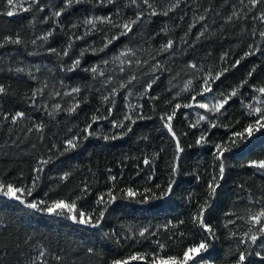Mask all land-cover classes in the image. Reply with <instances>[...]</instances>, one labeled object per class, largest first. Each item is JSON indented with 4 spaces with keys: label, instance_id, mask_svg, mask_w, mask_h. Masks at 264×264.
I'll return each mask as SVG.
<instances>
[{
    "label": "trees",
    "instance_id": "trees-1",
    "mask_svg": "<svg viewBox=\"0 0 264 264\" xmlns=\"http://www.w3.org/2000/svg\"><path fill=\"white\" fill-rule=\"evenodd\" d=\"M17 3L29 7L31 0ZM150 3L152 8L144 0H82L55 17L65 0H38L30 11L18 9L8 17L7 2L0 0V43L5 36L21 40L0 48V86L5 89L0 93V180L33 189L30 196L24 193L26 202L75 201L77 217L80 211L94 213L95 222L103 207L97 206V198L109 188L118 195L129 187L139 192L148 187L158 194L155 185L166 186L175 150L161 116L171 113L177 103H189L193 96L211 106L221 93L228 94L241 81L249 80L219 114L195 104L177 111L172 123L184 151L173 193L165 199L138 204L120 198L109 206L99 226L91 227L74 223L67 212L48 215L0 196V264H111L134 252L177 256L201 239H208L211 247L197 258L198 264H235L242 250L249 253L245 264H264L256 255L264 256V238L251 248L240 244L249 228L247 216L264 206V170L245 166L250 160L264 158V134H257L227 156L225 178L206 214L214 236L209 238L191 220L205 197L206 181L216 171L214 145L254 119L246 115L248 105L264 108V103L253 99L258 95L253 86H264V38L259 35L264 24L254 19L264 11V2L251 11L248 0ZM173 4L178 6L168 11ZM153 9L158 13L155 16L150 15ZM137 15L140 19L133 30L120 36L118 26ZM97 17H111L117 27L97 22L93 30L84 23ZM49 32L52 35L45 41ZM113 35L119 39L105 48ZM169 40L173 45L164 50ZM249 51L254 54L241 59ZM77 58L80 65L69 71ZM237 60L240 64L231 67ZM193 64L195 68L190 67ZM93 67L97 68L95 74ZM224 68L228 71L212 84L213 91L197 95L204 78L209 73L214 77ZM249 72H253L250 78ZM148 84L152 88L145 92ZM73 88L80 92L72 93ZM76 104V111L69 113ZM16 112L24 116L13 123L10 117ZM126 114L150 119H137L131 131L113 128V122L124 121ZM93 115L100 117L95 123ZM200 115L208 116L218 127L209 128L208 121L190 127ZM90 123L91 135L83 131ZM121 132L126 134L103 139ZM202 132H207L208 142L196 146ZM70 139L78 147L65 151ZM145 157L152 161L148 166L143 163ZM41 160L49 163L41 165ZM37 167H43V172H35ZM143 229L148 231L141 237ZM157 241L165 246L163 250ZM41 252L44 256L38 260Z\"/></svg>",
    "mask_w": 264,
    "mask_h": 264
},
{
    "label": "snow or ice",
    "instance_id": "snow-or-ice-1",
    "mask_svg": "<svg viewBox=\"0 0 264 264\" xmlns=\"http://www.w3.org/2000/svg\"><path fill=\"white\" fill-rule=\"evenodd\" d=\"M7 6L10 10L6 12V15L8 17H12L17 13V10L21 11H30L32 5H36L38 3V0H31V4L29 7H23L21 3H17V0H6ZM26 2V0H25ZM82 0H65V6L61 8L59 11H56L54 13L55 17H60L64 11L67 10L68 7L72 6L73 3H81ZM108 3H112L113 0H107ZM135 2V0H133ZM264 0H248V3L251 5V9L257 8ZM144 3L149 7L152 8V4L150 3V0H144ZM178 4H173L168 11H172L174 8H176ZM43 10V9H41ZM158 13L153 9L150 13V15H157ZM168 12H164L163 15H167ZM235 14V13H234ZM140 19V16L137 15L135 19L128 20L127 22L119 25L118 27L122 29L120 32V36L127 35L133 30V25L137 23V21ZM201 20L204 19L203 16L200 17ZM254 19L259 20L262 24H264V11H261L258 16H255ZM97 22L99 23H108L111 24L113 27H117L111 19V17H97V18H91L84 21L86 25L91 26V28L94 30L96 28ZM76 27V25H74ZM191 27V26H190ZM52 33L49 32L47 35L43 37V39L46 41L49 36H51ZM203 35V33H201ZM259 35L261 38H264V31H260ZM82 38V37H78ZM119 39L118 36L113 35L111 38H108L106 43L104 44V47L107 48L113 41ZM21 40L19 36L16 38H13L11 36H5L3 38V43H0V48L5 47L6 44H20ZM173 42L171 40L168 41L166 45L163 46L164 50H168L172 47ZM251 48V45L249 46ZM103 51V49H100ZM51 52H55V49H50ZM254 52H245L244 57L241 59L253 55ZM64 55H68L67 51L64 52ZM84 55V52L82 51L80 53V56L82 57ZM121 56L125 55V53H121ZM119 59V57H117ZM223 59V57H222ZM240 60H237L231 67L235 68L240 64ZM107 63V61H105ZM80 65V59L77 58L73 60L72 62V68L69 69V71L75 70ZM190 67L195 68L196 66L190 65ZM18 71H22V69H18ZM228 69L224 68L222 71L217 72L215 76L213 77L211 73L208 74L203 80V86L202 91L197 93L199 96H205V94L211 93L213 91L212 84L215 83L216 80H218L225 72H227ZM254 71V70H253ZM92 73L97 72V68L93 67L91 68ZM253 75V72L248 73V77L250 78ZM209 77H212L209 79ZM249 83L248 79H245L241 81V84L234 88L231 92L228 94L221 93L220 97L216 98V102L213 103L211 106L207 103L199 102L196 99V96H193L191 98V101L189 103H185L184 105L181 104H175L173 107L171 113H165L161 116V121L163 124V128L167 130V133L170 135L172 141L175 142V150L173 154V159L170 164V173H169V180L167 181L166 186H162L160 184H156L155 187L157 190H159L158 194L157 192L153 191L152 188H144L143 192L135 191L132 188H126L121 190V194L118 195L113 192L112 188H109L107 193L101 194L96 201L97 206L103 205V207L99 208V216L98 218H95L94 222V213H85L84 211L79 212V216L77 217L76 213V203L75 201L68 203L63 199L54 200L51 203H48L45 200L35 201L32 202H26L23 198L24 193L26 192L27 195H31L33 189L28 188H21L16 187L12 183H4L2 180H0V196L7 197L10 200H17L21 204H23L26 208L32 209L36 212H44L48 215H56L61 216L65 212L69 213L70 215L67 217L71 219L74 223L82 224V225H88L91 227H98L100 220H102L105 216L106 211L108 210L109 206L112 205L114 202H116L120 198H125L128 200H134L138 204H148L151 201L154 200H162L167 197H169L173 193L174 185L176 183L175 177L178 174L179 171V161L181 158V154L184 151V147L182 145V142L176 133L174 126H173V120L177 114V111L181 108H191L193 107V104L195 106L204 109L205 112H212L214 114L221 113L222 110H225L226 105L229 104L230 100L237 96L239 94V88L247 85ZM123 87V85L121 86ZM152 88V84H148L147 88L145 89V92L150 90ZM5 89L0 86V93H4ZM72 93H79V88H73L71 90ZM253 92L258 93V95L254 96L253 99L260 101L261 103H264V86L255 87L253 86ZM36 93L33 92V97H35ZM112 95H115V90L113 91ZM108 97H104L105 101H108ZM57 109H59V105L56 106ZM79 107L78 104L74 105L73 107L68 109L69 113L75 112L76 109ZM248 111L246 112V115L249 117H254L250 122L243 125L241 130H233L231 131V134L226 141L218 142L214 145L212 157L214 161V168L216 171H214V174L210 176V178L206 181V189H205V197L203 199V202L198 203L193 215L191 217V220L193 224L198 225L199 227L203 228L204 232L209 234V238L214 236V230L213 228L207 224L206 222V214L208 210L211 208L212 203L214 202V199L217 195L218 189L221 187L222 181L225 178L226 170H227V156L229 153H232L235 150H239L246 146L247 143L251 142L253 138L256 137L257 134H264V108L262 107H253L252 105L247 106ZM111 109H108L109 115H111ZM24 116L23 112H16L15 115L11 116L10 119L13 123H16L18 118H22ZM100 117L93 115L92 116V122L95 123ZM104 119H107V117H104ZM137 119L144 120V119H150L146 118L144 116H138L136 119L133 118L132 115L126 114L124 116V121H129V124H125L124 121H121L120 123L113 122V128H127L128 131H131V125L135 124L137 122ZM202 121H208L209 122V128H215L218 127V125L209 120V117L206 115H200L199 119L197 120L196 124L190 125L192 128H196ZM237 124L240 123V121L236 122ZM92 124H88L83 131L88 132L89 135H91V132L89 129H91ZM228 127H234V126H228ZM31 131V129H29ZM37 131H40V127H37ZM126 133L121 132L118 135L113 134L112 136H104L103 139L105 141L108 140H115L117 138L122 137ZM207 132H202L201 135L195 140L196 146H202L203 144H206L207 141ZM67 148L65 151H68L70 149H74L78 147L76 143L73 142V140H67ZM152 161H150L147 157L143 159V163L145 166H148ZM41 165H45L49 163L48 160H41L39 162ZM249 168H256L264 170V158L260 159H253L248 161V163L245 165ZM43 167H37L34 169L35 172L40 173L43 172ZM68 174L66 173L61 179H66ZM197 180L199 181L201 178L199 175H197ZM112 181H115L116 177L112 176L110 177ZM39 180V176L37 175L34 177V186L35 182ZM149 180H152V177L149 176ZM43 206V207H42ZM95 211V210H94ZM247 222L249 224L248 231L244 234L246 239H241L240 244L247 243V246L251 248L253 245L257 244V241L264 238V206H261L260 209L254 213L250 212L247 216ZM171 222H169L170 224ZM181 224L184 223V221L180 222ZM165 227H168L165 225ZM148 231V229H143L140 231L139 235L141 237L145 236V233ZM158 247L163 250L164 245L160 244L158 241L156 242ZM210 243L208 242V239H201L198 243H193L187 246L183 251L182 254L177 256H171V255H161L159 252H153V253H140V252H134L130 254L127 257L121 258V259H114L111 261V264H129L130 261H143L144 264H193V262H196L198 264L199 257H202L203 254L207 253L210 250ZM92 249H89V252H91ZM249 253L247 251H239L238 252V258L235 261V264H245L246 260L248 259ZM257 256H259L261 259H264V256L261 255V253L257 252ZM44 256V252H41L39 257L37 259L39 260ZM151 257V259H149ZM59 259V257H57ZM33 264H36L34 261Z\"/></svg>",
    "mask_w": 264,
    "mask_h": 264
}]
</instances>
